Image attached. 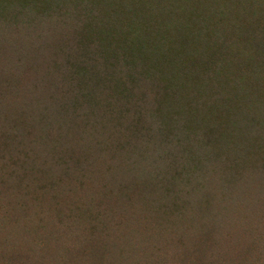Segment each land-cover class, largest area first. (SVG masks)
<instances>
[{
	"label": "trees",
	"instance_id": "obj_1",
	"mask_svg": "<svg viewBox=\"0 0 264 264\" xmlns=\"http://www.w3.org/2000/svg\"><path fill=\"white\" fill-rule=\"evenodd\" d=\"M0 264H264V0H0Z\"/></svg>",
	"mask_w": 264,
	"mask_h": 264
}]
</instances>
